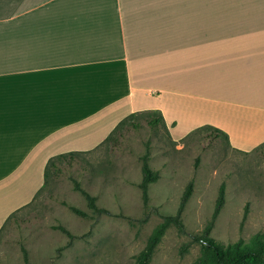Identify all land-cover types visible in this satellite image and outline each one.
<instances>
[{
  "label": "crops",
  "instance_id": "crops-1",
  "mask_svg": "<svg viewBox=\"0 0 264 264\" xmlns=\"http://www.w3.org/2000/svg\"><path fill=\"white\" fill-rule=\"evenodd\" d=\"M145 110L264 143V0H0V231L51 158Z\"/></svg>",
  "mask_w": 264,
  "mask_h": 264
},
{
  "label": "rangeland",
  "instance_id": "rangeland-1",
  "mask_svg": "<svg viewBox=\"0 0 264 264\" xmlns=\"http://www.w3.org/2000/svg\"><path fill=\"white\" fill-rule=\"evenodd\" d=\"M134 122L138 128L127 127L114 143L58 163L59 171L51 173L44 189L4 224L0 264H25L23 249L27 264H134L168 215L174 219L150 264H213L214 250L202 237L226 246L252 243L264 233V148L238 151L208 131L176 140L162 126L151 129L142 118ZM146 144L149 165L159 178L149 185V208L144 209L138 185ZM73 179L110 214L96 216L74 190ZM190 182L192 195L178 214ZM222 185L225 203L210 224ZM62 201L88 216H76ZM54 226L77 237L67 245L68 237Z\"/></svg>",
  "mask_w": 264,
  "mask_h": 264
},
{
  "label": "trees",
  "instance_id": "trees-1",
  "mask_svg": "<svg viewBox=\"0 0 264 264\" xmlns=\"http://www.w3.org/2000/svg\"><path fill=\"white\" fill-rule=\"evenodd\" d=\"M138 118L144 119L151 129H157L159 126L166 128L164 124V119L160 112L153 110H145L130 114L127 117H125L123 120H121L120 123L114 128V130L108 135V137L105 139V141L102 144L114 143V141L118 140V137L121 136V133L129 126L135 129L138 128V125L134 122V120ZM201 131H208L209 134L211 136H214L215 138L223 137L226 140L227 144L229 145L228 136L220 129H217L209 125L198 127L192 132H190L188 135H186L185 137H188L195 133H199ZM263 148H264V143H262L260 146L256 147L252 151L262 150ZM80 155L82 154L68 153V154H60L51 158L48 161L44 171V177H45L44 186L40 191H38L35 197L44 189L51 173L54 174L59 171L58 163L62 161L64 162L66 160H74L76 157H80ZM149 159H150V148H149V144H146L145 151L141 157L142 178L138 185L141 191V199L144 209L149 208V193H148L149 185L156 182L159 178V172L153 171L151 169L149 165ZM73 183H74V187H73L74 190L82 194V196L85 198L87 202L88 208L96 216H99L103 213L110 214V212L107 209L97 206L96 198L91 196L87 191H85L77 180L73 179ZM192 188H193L192 183L190 182L186 186L181 196V201L178 208V214L181 213V211L184 209L185 205L189 201L192 195ZM61 203L67 206L69 210L72 213H74L76 216H80V217L88 216L84 211L73 205H70L64 201H62ZM224 203H225V194H224V186L222 185L219 189V194L215 203V208L212 213L210 224H212L216 220L217 216L219 215L220 211L224 206ZM14 214H12L7 220L12 218ZM173 219L174 218L169 215L165 216L164 220L153 229L149 239L147 240L146 245L139 252L134 264L151 263L154 252L157 246L159 245V243L161 242L162 237L164 236L166 230L170 226L171 221ZM54 228L59 229L60 231H62V233H64L68 237L69 241L67 245H70L71 241L77 237L63 226H54ZM200 241L206 242L207 245L213 248L214 250L213 264H238V263L249 264L250 262L264 263V233L257 234L254 237V241L252 243L234 242L233 244H228L225 246L221 242L209 238L207 236L202 237ZM23 259H24V263L27 264L28 256L26 249H23ZM193 264H202V263L195 262Z\"/></svg>",
  "mask_w": 264,
  "mask_h": 264
}]
</instances>
